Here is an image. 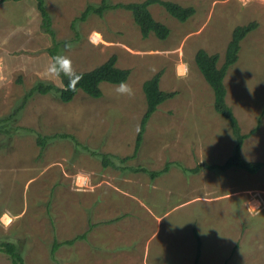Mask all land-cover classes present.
Instances as JSON below:
<instances>
[{"label": "rangeland", "instance_id": "rangeland-1", "mask_svg": "<svg viewBox=\"0 0 264 264\" xmlns=\"http://www.w3.org/2000/svg\"><path fill=\"white\" fill-rule=\"evenodd\" d=\"M168 1L195 13L180 22L151 5L154 19L170 29L159 40L153 34L143 39L122 9L78 20L101 0H45L58 54L70 58L75 72L115 54L116 65L130 70L124 83L134 94H119L120 84L110 83L101 84L100 98L78 92L69 103L36 93L12 124L18 130L8 127L10 139L0 135V241L17 243L26 264H146L145 254L150 264H264V166L255 173L212 168L232 155L236 139L229 120L214 110L212 89L194 60L204 49L217 53L221 66L233 29L257 23L224 82L226 104L240 133L248 134L240 154L264 162V0ZM40 24L36 0L0 4V118L12 114L36 82L62 85L46 74L53 42ZM160 70V88L176 95L151 115L137 157L125 165L154 171L169 164L161 176L103 168L58 136L131 155L146 108L142 84ZM38 135L53 136L44 149ZM203 164L211 167L182 170ZM5 219L12 220L7 228ZM83 234L51 254L54 238ZM0 264H11L1 251Z\"/></svg>", "mask_w": 264, "mask_h": 264}, {"label": "trees", "instance_id": "trees-1", "mask_svg": "<svg viewBox=\"0 0 264 264\" xmlns=\"http://www.w3.org/2000/svg\"><path fill=\"white\" fill-rule=\"evenodd\" d=\"M6 1L20 0H0V4ZM36 5L41 21L40 27L44 33H47L51 36L53 42V46L48 49V52L51 57L54 55H59V44L55 40V32L52 29L51 25L52 20L46 8L45 0H36ZM151 5H159L163 7L168 14H170L180 22H185L195 13V9L192 6H182L176 2L168 0H143L139 2L116 4H112L110 0H101L98 6L88 5L82 12L78 20H86L90 13H94L102 17L103 14L108 10L122 9L130 12L133 21L137 25L143 39H147L149 35L153 34L159 40H166L169 36L170 29L165 24L154 19L152 13L149 10V7ZM256 26L257 23L255 21H252L244 25H238L233 29L231 39L227 44L224 54V60L221 66H218L219 55L217 53L210 54L204 49H198L194 57L198 70L204 77V80L207 82L209 87L212 89L214 97V110L229 120L231 129L236 139L232 155L226 160L223 165H213L212 168H217L220 170L226 168H237L245 170L249 173H255L264 166V162L247 161L241 156L240 150L242 148L244 140L248 137V134L240 133L238 122L233 115L232 110L226 104L225 100L227 94V89L224 82L226 74L230 67L238 61L239 51L241 49L240 43L249 33H251L256 28ZM116 63L117 56L113 54L105 62L90 71L76 72L81 77V79H79L78 81L73 80L71 83H69V79L67 77L61 76V86H56L52 83H45L42 81L36 82L26 92L19 107L16 108L12 112V114L0 118V135H8V138L10 139L9 134H11L12 130L8 127L14 128L12 124L17 118L20 109L36 93L41 95L51 93L56 96L58 101L62 103H69L74 99L78 92H83L84 94L92 98H100L102 96V83L120 84L121 82H126L130 75V70L126 68H120L116 65ZM162 73V70L158 71L153 76L145 80L142 84V91L145 97L146 108L140 120L139 128L135 136L133 153L131 155L120 157L115 154L104 153L81 144L72 136L70 137L65 134H59L58 136L63 139L70 138L71 141L74 142V145L77 146L76 149H83L91 156L97 158L103 168H112L115 170H119L122 173H124V171H131L134 173L143 172L149 174L151 179H155L156 177L161 176L163 173L167 172V170L169 169V164H166V166L161 170L154 171H150L141 166H126L125 164L129 160L137 157L143 141L144 133L146 131V125L151 115L157 111L158 107L163 102L172 99L176 95V92L174 91L167 92L163 91L160 88V79ZM14 129L18 130V128ZM52 137L53 136L38 135L37 144L41 149H44V147L46 146V141ZM202 167L209 168L211 166L203 164L198 165L192 169L182 168V170L185 173H196ZM113 222L115 221H105V223ZM84 237L85 236L83 234L62 242H58L57 239L54 238L51 254H53L62 245H72L76 240L84 239ZM195 237L198 238V234H195ZM0 251L7 255L11 264H26L17 243L10 241H0Z\"/></svg>", "mask_w": 264, "mask_h": 264}, {"label": "clouds", "instance_id": "clouds-1", "mask_svg": "<svg viewBox=\"0 0 264 264\" xmlns=\"http://www.w3.org/2000/svg\"><path fill=\"white\" fill-rule=\"evenodd\" d=\"M247 0H245V3ZM65 48L70 49L71 45L66 44ZM188 73L187 66L185 65V71L182 74V78H186ZM46 74L50 78H60L61 76H65L69 79V83H71L73 80H79L81 77L75 72V70L72 68V62L70 58L66 55H54L51 57V61L49 65L46 68ZM117 93L122 95H128L132 96L133 90L131 87L123 82L120 83L119 87L116 89ZM12 223L11 219H5L3 221V226L5 228L9 227Z\"/></svg>", "mask_w": 264, "mask_h": 264}, {"label": "crops", "instance_id": "crops-1", "mask_svg": "<svg viewBox=\"0 0 264 264\" xmlns=\"http://www.w3.org/2000/svg\"><path fill=\"white\" fill-rule=\"evenodd\" d=\"M153 252H154V251H153ZM147 253H148V251H147ZM153 258H154V259H155V258H156V259H160V258L164 259L163 257L158 256L157 254L154 255ZM174 258H175V257H174ZM166 259H167V260H168V259L171 260V258H166ZM149 260H150V259L148 258V254H145V257H144V261H143V262H145L146 264H150V263H149Z\"/></svg>", "mask_w": 264, "mask_h": 264}]
</instances>
